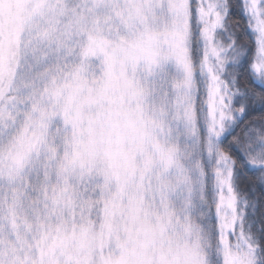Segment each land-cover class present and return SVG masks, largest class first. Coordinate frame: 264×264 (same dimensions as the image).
Returning <instances> with one entry per match:
<instances>
[{"label": "snow or ice", "instance_id": "snow-or-ice-1", "mask_svg": "<svg viewBox=\"0 0 264 264\" xmlns=\"http://www.w3.org/2000/svg\"><path fill=\"white\" fill-rule=\"evenodd\" d=\"M0 264H264V0H0Z\"/></svg>", "mask_w": 264, "mask_h": 264}]
</instances>
